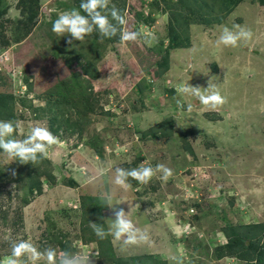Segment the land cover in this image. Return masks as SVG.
Instances as JSON below:
<instances>
[{
	"label": "rangeland",
	"instance_id": "rangeland-1",
	"mask_svg": "<svg viewBox=\"0 0 264 264\" xmlns=\"http://www.w3.org/2000/svg\"><path fill=\"white\" fill-rule=\"evenodd\" d=\"M88 3L0 0V264H264V0Z\"/></svg>",
	"mask_w": 264,
	"mask_h": 264
},
{
	"label": "clouds",
	"instance_id": "clouds-1",
	"mask_svg": "<svg viewBox=\"0 0 264 264\" xmlns=\"http://www.w3.org/2000/svg\"><path fill=\"white\" fill-rule=\"evenodd\" d=\"M101 0H89V3L87 5H82V7L85 8V10L91 11L97 7L98 4H100ZM114 18H117L121 21V23H124L123 18L117 16L115 12H113ZM95 23L99 25L101 30L105 29V25L107 24V20L104 17H101L99 14H97L94 17ZM87 21L84 18L76 17L75 19L69 18L66 15L60 16L59 19L55 20L52 25V31L59 35L63 33L64 31H70L71 34L78 40H83L84 34L89 31V29L86 27ZM242 36H244L246 39H251L252 32L251 30H247L245 32L241 33ZM135 34L134 33H128L126 35L122 36V40H131L134 39ZM222 42L225 45H231L233 47L236 46V40L238 37H235L231 34L224 36L221 38ZM69 44H71V41H68ZM200 101L203 105H212L213 108H215L218 105H222L225 101L224 98L218 93V92H212L208 96H201ZM37 135L40 136L41 140H48L49 142H52V137L47 132H37ZM7 150H12L16 148L15 145H3ZM37 147H40V145H37ZM32 149L27 148H21L19 149V155L24 158L25 160L28 158L26 154L31 153ZM166 172L168 175L172 174L171 169H166ZM132 175L134 177H138L140 179H143V177H148L151 175L150 169H145L143 171V175L139 176V174L133 172ZM193 211H195L193 209ZM119 234V233H118ZM28 246L27 245H20L14 250V255H20L23 250H25ZM49 259L51 260L52 257L50 256ZM11 264V262H10Z\"/></svg>",
	"mask_w": 264,
	"mask_h": 264
},
{
	"label": "trees",
	"instance_id": "trees-1",
	"mask_svg": "<svg viewBox=\"0 0 264 264\" xmlns=\"http://www.w3.org/2000/svg\"><path fill=\"white\" fill-rule=\"evenodd\" d=\"M93 20H94V18H93ZM169 37H170V40H171V43H172L171 45H174V46H175V45H176V44H175V40H174V42H173V40L171 39V31H169ZM60 95L62 96L63 93H60ZM51 121H52V120H51ZM52 123H54V122L52 121ZM53 131H54V130H53ZM227 245H228V243H227ZM249 248H252V249L254 250V248H253L252 245H250Z\"/></svg>",
	"mask_w": 264,
	"mask_h": 264
},
{
	"label": "water",
	"instance_id": "water-1",
	"mask_svg": "<svg viewBox=\"0 0 264 264\" xmlns=\"http://www.w3.org/2000/svg\"><path fill=\"white\" fill-rule=\"evenodd\" d=\"M253 53H255V52H253ZM121 238H123V236H121Z\"/></svg>",
	"mask_w": 264,
	"mask_h": 264
}]
</instances>
